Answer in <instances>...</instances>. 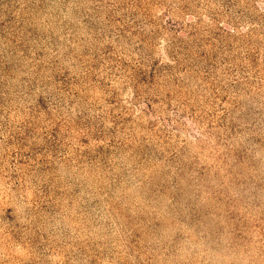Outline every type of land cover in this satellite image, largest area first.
Listing matches in <instances>:
<instances>
[{
	"label": "rangeland",
	"instance_id": "1",
	"mask_svg": "<svg viewBox=\"0 0 264 264\" xmlns=\"http://www.w3.org/2000/svg\"><path fill=\"white\" fill-rule=\"evenodd\" d=\"M0 264H264V0H0Z\"/></svg>",
	"mask_w": 264,
	"mask_h": 264
}]
</instances>
